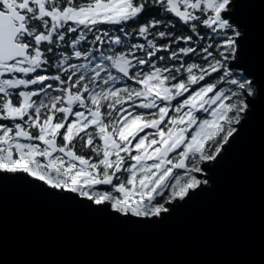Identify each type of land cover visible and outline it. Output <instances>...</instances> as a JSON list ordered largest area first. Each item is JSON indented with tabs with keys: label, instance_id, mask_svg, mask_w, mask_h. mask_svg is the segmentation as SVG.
Here are the masks:
<instances>
[{
	"label": "snow or ice",
	"instance_id": "snow-or-ice-1",
	"mask_svg": "<svg viewBox=\"0 0 264 264\" xmlns=\"http://www.w3.org/2000/svg\"><path fill=\"white\" fill-rule=\"evenodd\" d=\"M254 127L264 0H0V192L157 229Z\"/></svg>",
	"mask_w": 264,
	"mask_h": 264
},
{
	"label": "water",
	"instance_id": "water-1",
	"mask_svg": "<svg viewBox=\"0 0 264 264\" xmlns=\"http://www.w3.org/2000/svg\"><path fill=\"white\" fill-rule=\"evenodd\" d=\"M262 230L258 127L226 160L216 191L157 229L118 226L14 188L0 192V264H258Z\"/></svg>",
	"mask_w": 264,
	"mask_h": 264
}]
</instances>
